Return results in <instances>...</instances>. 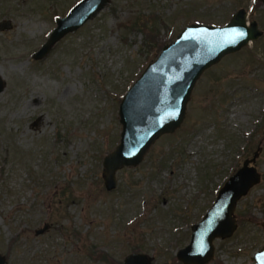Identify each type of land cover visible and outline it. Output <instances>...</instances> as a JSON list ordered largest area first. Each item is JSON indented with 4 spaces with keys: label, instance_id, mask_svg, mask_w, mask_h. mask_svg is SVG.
<instances>
[{
    "label": "rangeland",
    "instance_id": "obj_1",
    "mask_svg": "<svg viewBox=\"0 0 264 264\" xmlns=\"http://www.w3.org/2000/svg\"><path fill=\"white\" fill-rule=\"evenodd\" d=\"M80 0H0V256L6 264H122L134 253L174 264L191 226L258 149L261 181L236 206L238 228L210 264H254L264 244V1L108 0L40 61L32 59ZM238 9L262 35L195 84L181 126L106 191L102 161L119 142V103L188 24L223 25ZM164 44V45H165ZM163 45V46H164ZM43 226L47 229L36 234ZM107 260L95 259L97 252Z\"/></svg>",
    "mask_w": 264,
    "mask_h": 264
},
{
    "label": "water",
    "instance_id": "obj_2",
    "mask_svg": "<svg viewBox=\"0 0 264 264\" xmlns=\"http://www.w3.org/2000/svg\"><path fill=\"white\" fill-rule=\"evenodd\" d=\"M107 3L108 0L77 2L66 16L56 19L55 28L32 54V59L46 58L60 40L96 17ZM246 19V10L238 9L224 25L188 24L145 67L119 103V142L102 161L101 178L106 191L116 189L119 170L137 167L159 138L174 133L181 126L193 88L205 71L262 35L256 22L248 23ZM8 24H2L0 30L6 29ZM4 88L5 83L0 77V94ZM262 135L264 138V128ZM259 150L227 178L210 208L191 226L189 243L176 254L181 264H210L214 259V241L226 240L234 234L238 228L237 203L261 181V174L254 164ZM260 226L264 230V220ZM46 229L47 226H43L36 234ZM251 261L264 264V244ZM0 264H6L2 256ZM122 264L152 262L146 254L131 253Z\"/></svg>",
    "mask_w": 264,
    "mask_h": 264
},
{
    "label": "trees",
    "instance_id": "obj_3",
    "mask_svg": "<svg viewBox=\"0 0 264 264\" xmlns=\"http://www.w3.org/2000/svg\"><path fill=\"white\" fill-rule=\"evenodd\" d=\"M138 25V27H137ZM136 27L144 33V46L148 50H157L160 52L161 48L165 43H160L158 41V37L155 35L157 28L154 25H150L148 22H143V23H136ZM138 252L137 249L134 250V253ZM95 259L99 260H107L108 256L104 254L103 252H97L95 256H93ZM173 263L174 264H180L175 257H173Z\"/></svg>",
    "mask_w": 264,
    "mask_h": 264
},
{
    "label": "flooded vegetation",
    "instance_id": "obj_4",
    "mask_svg": "<svg viewBox=\"0 0 264 264\" xmlns=\"http://www.w3.org/2000/svg\"><path fill=\"white\" fill-rule=\"evenodd\" d=\"M62 17H64V16H62ZM62 17H60V18H62ZM57 18H59V17H56V18H55V21H56ZM5 22H8V23H9V24L7 25V26H8L7 28H11V23H10L9 21H6V20H1V21H0V26H1L2 24H5ZM7 28H6V29H7ZM54 28H55V27H54ZM65 37H66V36H65Z\"/></svg>",
    "mask_w": 264,
    "mask_h": 264
},
{
    "label": "snow or ice",
    "instance_id": "obj_5",
    "mask_svg": "<svg viewBox=\"0 0 264 264\" xmlns=\"http://www.w3.org/2000/svg\"><path fill=\"white\" fill-rule=\"evenodd\" d=\"M238 35H243V33H238Z\"/></svg>",
    "mask_w": 264,
    "mask_h": 264
}]
</instances>
